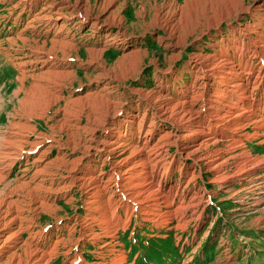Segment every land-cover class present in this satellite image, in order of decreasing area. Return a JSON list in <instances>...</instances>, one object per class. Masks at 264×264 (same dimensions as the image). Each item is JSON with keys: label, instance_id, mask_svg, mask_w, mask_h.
<instances>
[{"label": "rangeland", "instance_id": "1", "mask_svg": "<svg viewBox=\"0 0 264 264\" xmlns=\"http://www.w3.org/2000/svg\"><path fill=\"white\" fill-rule=\"evenodd\" d=\"M19 2L0 0V216L25 230L12 251L264 264V0ZM54 42L65 59L37 53ZM213 95L238 100L227 130L183 140L221 116Z\"/></svg>", "mask_w": 264, "mask_h": 264}, {"label": "bare ground", "instance_id": "2", "mask_svg": "<svg viewBox=\"0 0 264 264\" xmlns=\"http://www.w3.org/2000/svg\"><path fill=\"white\" fill-rule=\"evenodd\" d=\"M31 1L30 4H28V2ZM41 0H20L19 4L20 5H24L27 6V5H35L37 3H39ZM41 3V2H40ZM47 5V4H46ZM6 6V5H5ZM50 7H54V5H51L49 6ZM18 7H16L15 9H17ZM42 9L41 10V13L45 14L47 13L48 9ZM31 11V10H30ZM22 13V12H21ZM32 14V13H31ZM23 14H21L22 16ZM30 16V15H28ZM33 19V18H32ZM41 19V18H40ZM49 20V18L47 19ZM46 19L43 20L42 22H45L47 21ZM28 21V20H27ZM32 21V20H31ZM36 21V20H34ZM50 22V21H49ZM36 23V22H35ZM51 23V22H50ZM49 23V25H50ZM44 24V23H43ZM52 24V23H51ZM49 25L47 27H49ZM54 25V24H53ZM57 26V25H55ZM39 27V26H38ZM62 27V26H61ZM28 28H32L33 29V26L30 25L28 26ZM36 30V28H35ZM43 30V29H42ZM45 30V29H44ZM48 32V31H47ZM61 34V33H60ZM25 40V39H24ZM23 41V39H21V42ZM27 42V41H26ZM46 47V46H45ZM43 49V48H42ZM39 52L37 53H40L41 50L40 49H37ZM44 53H46V55L50 58L52 55H55V56H59L61 55L63 59H65V57H67L66 54H62L63 52V49L61 47H59V43L57 42H54L53 43V48L52 49H49L48 51H42ZM53 59V58H52ZM55 59V58H54ZM72 59V58H71ZM264 62V61H263ZM9 63V62H8ZM264 65V64H263ZM204 72V71H203ZM232 74H236L235 72H230ZM9 76V75H8ZM24 78V77H23ZM207 78V77H206ZM221 80L224 79L225 77H220ZM23 80V79H22ZM262 80H264V77L262 78ZM223 82V81H221ZM240 86H242V83L240 82L238 85H236V88L238 89ZM42 88V86H41ZM5 90V87H1L0 86V91H4ZM20 94V93H19ZM222 94L224 95H228V91L227 89L223 90L222 91ZM15 95L17 96V92L15 93ZM44 96V95H43ZM203 97H206V96H203ZM54 98V97H53ZM221 97L220 96H216V95H213L211 96V98L205 103L204 107H206L207 111L210 109V110H217V109H221V112H223L221 114V116H219L218 114V117L215 118V116H212V115H208L206 117L207 120H201V119H197V120H192L194 122V124L192 125L191 128H189V131L187 132L188 134H186V136L183 137V140H187L188 137H190L191 135H195V136H201V135H205L206 137L208 135H210L211 133V128L215 131L214 133L216 135H219L221 133H223L225 130H227V128L225 127L224 124H222L221 121H223V119L226 117L225 115L228 113V110L229 109H235L234 107H236L238 105V100L235 101V102H232L231 103V107L227 106V105H222L221 101L222 99H220ZM214 99H220V100H214ZM47 100V99H46ZM45 99L43 101H46ZM36 102V100H35ZM40 102V101H39ZM38 102V103H39ZM121 102V101H120ZM45 103V102H43ZM212 103H216L217 106H213ZM120 104V103H119ZM220 105V106H219ZM222 107H224L225 109H222ZM218 111V110H217ZM193 116V115H192ZM238 117V116H237ZM191 120V119H190ZM189 120V121H190ZM191 122V121H190ZM207 124V125H206ZM208 126L209 127V130H204V128ZM212 130V131H213ZM108 144V143H107ZM19 149H23L21 146L19 147ZM92 154V153H91ZM148 162V159H145L143 161H141V163H144V164H147ZM141 166V165H140ZM140 168V167H139ZM138 168V169H139ZM11 169V168H10ZM134 171H137V167L134 169ZM75 172V171H74ZM10 175V174H9ZM3 183V182H2ZM141 186V185H140ZM4 196H6V193L4 192L3 193ZM0 199L4 200L3 199V196L0 195ZM21 222V219L20 217L18 218V215L16 214L15 216H12L11 220H8V222L4 221L1 216H0V258L3 256H5L6 254H9L10 256H8V260L5 261L4 263H1V264H47L46 263V258L48 256H50V254L48 252H44L42 251L39 247H35V248H32V246L28 245V243L26 242V247L29 246L26 250L23 251L22 254L19 253V251H12L13 249H15L18 245V243L22 240V237L25 233V230L21 229L16 232V233H11V227H12V224L16 223V222ZM23 224V222H22ZM7 231V232H5ZM32 244V243H31Z\"/></svg>", "mask_w": 264, "mask_h": 264}, {"label": "crops", "instance_id": "3", "mask_svg": "<svg viewBox=\"0 0 264 264\" xmlns=\"http://www.w3.org/2000/svg\"><path fill=\"white\" fill-rule=\"evenodd\" d=\"M117 12V11H116ZM116 12H114L113 14L115 15V16H117V13ZM59 47H61V46H59ZM62 49H63V47H61ZM91 52H94L93 50L91 51ZM38 54H46V53H44V52H40V53H38ZM60 59H63L62 57L60 58ZM6 84V86H7V84L8 83H5Z\"/></svg>", "mask_w": 264, "mask_h": 264}]
</instances>
